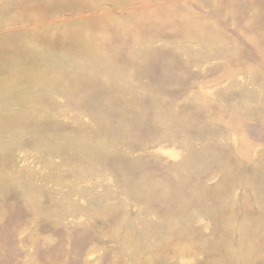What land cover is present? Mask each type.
Listing matches in <instances>:
<instances>
[{"label": "rangeland", "instance_id": "1", "mask_svg": "<svg viewBox=\"0 0 264 264\" xmlns=\"http://www.w3.org/2000/svg\"><path fill=\"white\" fill-rule=\"evenodd\" d=\"M17 5L0 264H264V0Z\"/></svg>", "mask_w": 264, "mask_h": 264}, {"label": "crops", "instance_id": "2", "mask_svg": "<svg viewBox=\"0 0 264 264\" xmlns=\"http://www.w3.org/2000/svg\"><path fill=\"white\" fill-rule=\"evenodd\" d=\"M34 1L35 0H11V2L14 4V7L16 9L19 8L17 3L34 2ZM0 10H2V8H0ZM224 48L225 49H223V52H222V50H218V54H225V56L226 57L228 56V58L231 59L233 61V63H234V60L239 59L238 54L243 51L237 46L235 41H227Z\"/></svg>", "mask_w": 264, "mask_h": 264}]
</instances>
